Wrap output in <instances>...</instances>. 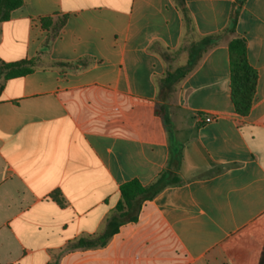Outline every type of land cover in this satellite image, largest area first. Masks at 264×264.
Listing matches in <instances>:
<instances>
[{
  "label": "crops",
  "instance_id": "0c3cea01",
  "mask_svg": "<svg viewBox=\"0 0 264 264\" xmlns=\"http://www.w3.org/2000/svg\"><path fill=\"white\" fill-rule=\"evenodd\" d=\"M185 1L200 37L236 2ZM64 17L45 48L42 21ZM183 33L173 0H23L0 24V62L38 59L0 80V264H264V0H247L235 35L259 75L247 117L231 101L232 38L159 100L152 48L175 52ZM173 156L180 184L105 247L74 248L103 234L122 185L149 186Z\"/></svg>",
  "mask_w": 264,
  "mask_h": 264
},
{
  "label": "trees",
  "instance_id": "16d2710c",
  "mask_svg": "<svg viewBox=\"0 0 264 264\" xmlns=\"http://www.w3.org/2000/svg\"><path fill=\"white\" fill-rule=\"evenodd\" d=\"M175 6L182 16L184 33L181 41V47L175 52L170 50L152 48L167 65L165 74L157 80L159 88V100L166 101L177 91L179 85L197 68L205 55L214 47L219 46L224 39L232 38L229 44L230 54V73H231V101L235 113L240 117H247L253 107L257 91L259 75L250 65L248 60V45L244 38L236 37V30L239 16L247 0H236L233 5L229 25L219 34L207 37H200L194 24V20L187 8L185 0H173ZM23 6V0H0V24L8 22L11 14ZM66 18H60L58 21L46 19L42 21L43 28L50 32V37L45 45L54 40L63 26ZM186 56L185 63L174 67L176 62ZM58 67L66 64L57 63ZM38 67V59L30 61H20L16 63L0 62V80L5 81L25 77L33 73ZM157 115L163 114L167 120V109L161 107ZM178 161L172 157L168 168L163 171L159 177L149 186H142L134 180L121 186V199L115 209L113 216L107 220V226L103 234L98 239L80 240L75 249H93L105 247L108 241L118 233L119 227L124 223L135 222L138 219L139 212L143 203L153 201L161 192L169 187L180 184L181 180L177 175ZM175 168V169H174ZM53 197L63 204L61 194L55 193ZM260 221H264V218Z\"/></svg>",
  "mask_w": 264,
  "mask_h": 264
},
{
  "label": "rangeland",
  "instance_id": "374dc122",
  "mask_svg": "<svg viewBox=\"0 0 264 264\" xmlns=\"http://www.w3.org/2000/svg\"><path fill=\"white\" fill-rule=\"evenodd\" d=\"M184 63H185V59L182 58L178 62H176L174 67H178L180 65H183ZM164 102L171 103V98H169L168 100L166 99V101H164ZM166 109H168V107H166ZM170 133H171L170 135H171L172 141L175 142V139H176L175 132L172 130Z\"/></svg>",
  "mask_w": 264,
  "mask_h": 264
}]
</instances>
